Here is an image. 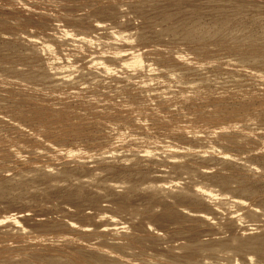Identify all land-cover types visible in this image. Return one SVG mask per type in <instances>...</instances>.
Instances as JSON below:
<instances>
[{"label":"rangeland","instance_id":"rangeland-1","mask_svg":"<svg viewBox=\"0 0 264 264\" xmlns=\"http://www.w3.org/2000/svg\"><path fill=\"white\" fill-rule=\"evenodd\" d=\"M77 29L94 35L76 44L65 33ZM124 44L140 51L141 67L117 62ZM96 55L116 70L91 67ZM165 139L183 156L169 158ZM191 185L226 189L249 210L215 207L214 223V207ZM202 209L208 218L195 217ZM7 212L15 214L0 221V264H264V0H0ZM97 213L123 225L99 227Z\"/></svg>","mask_w":264,"mask_h":264},{"label":"bare ground","instance_id":"bare-ground-1","mask_svg":"<svg viewBox=\"0 0 264 264\" xmlns=\"http://www.w3.org/2000/svg\"><path fill=\"white\" fill-rule=\"evenodd\" d=\"M190 1V0H189ZM236 1V0H235ZM186 3V2H185ZM193 3V2H192ZM209 3V2H208ZM221 3V2H220ZM245 3V2H244ZM200 4V3H199ZM216 4V3H215ZM232 4V3H231ZM163 5V4H162ZM205 5V4H204ZM213 5V4H212ZM219 5V4H218ZM221 5V4H220ZM224 5V4H223ZM239 5V4H238ZM166 6V5H165ZM201 6V5H200ZM208 6V5H207ZM226 6V5H225ZM229 6V5H228ZM167 7V6H166ZM195 7V6H194ZM217 7V6H216ZM236 7V6H235ZM249 7V6H248ZM164 8V7H163ZM193 8V7H192ZM204 8V7H203ZM223 8V7H222ZM226 8V7H225ZM158 9V8H157ZM162 9V8H161ZM237 9V8H236ZM173 10V9H172ZM189 10V9H188ZM241 10V9H240ZM109 11V10H108ZM133 11V10H132ZM135 11H137V10H135ZM151 11V10H150ZM155 11V10H154ZM162 11V10H161ZM206 11V10H205ZM209 11V10H208ZM112 12V11H111ZM115 12V11H114ZM235 12V11H234ZM240 12V11H239ZM95 13V12H94ZM107 13V12H106ZM134 13V12H133ZM166 13V12H165ZM193 13V12H192ZM218 13V12H217ZM216 13V14H217ZM237 13V12H236ZM104 14V13H103ZM109 14V13H108ZM160 14V13H159ZM99 15V14H98ZM95 16V15H94ZM141 16V15H140ZM164 16V15H163ZM219 16V15H218ZM217 16V17H218ZM231 16V15H230ZM110 18V17H109ZM113 18H114V16H113ZM173 18V17H172ZM188 18V17H187ZM97 19V18H96ZM100 19H102V17L100 18ZM149 19V18H148ZM197 19V18H196ZM81 20V19H80ZM92 20V19H91ZM105 20V19H104ZM104 20H102V22L104 21ZM108 20V19H107ZM191 20V19H190ZM216 20V19H215ZM83 21H84V19H83ZM89 21V20H88ZM93 21V20H92ZM97 21V20H96ZM100 21V22H99ZM98 22H94L95 23V26L96 27H100L101 28V26L103 27V25H102V22H101V20H99ZM147 22H148V20H146ZM172 21V20H171ZM83 23V22H82ZM88 23V22H87ZM104 23V22H103ZM106 23V22H105ZM140 23V22H139ZM87 25V24H86ZM94 25V24H93ZM92 25V26H93ZM120 25V24H119ZM145 25V24H144ZM143 25V26H144ZM91 26V27H92ZM111 26V25H110ZM108 27V29L109 28H111V27ZM141 26V25H140ZM74 27H76V26H74ZM96 27H94L93 29H96ZM87 28V27H86ZM90 28V27H89ZM79 29H81V28H79ZM93 29H91V30H93ZM106 29V28H105ZM108 29H107V32H108ZM114 29V28H113ZM117 29V28H116ZM124 29V28H123ZM145 29V28H144ZM63 30V29H62ZM72 30V29H71ZM70 30V31H71ZM78 30V29H77ZM110 31H111V29H109ZM115 30V29H114ZM118 30V29H117ZM132 30V29H131ZM149 30V29H148ZM188 30V29H187ZM69 30H67V32L65 33L66 35H67V33H71L70 35L72 36V39L74 40V41H76V44H77V42H83V40H85L87 37H88V35L89 34H91V32L87 35L86 33H88V32H86V33H81L79 30V32H70ZM73 31H75V29L73 30ZM88 31V30H87ZM89 31H90V29H89ZM95 31V30H94ZM61 32V31H60ZM85 32V31H84ZM106 32V31H105ZM143 32V31H142ZM28 33V32H27ZM62 33V32H61ZM132 33V32H131ZM64 34V33H63ZM109 34H111L112 35V39H113V37H115V38H117V37H120L121 39L123 38V43L124 42H127L126 41V39H129L130 38V36H127L128 34H127V31L125 32L124 30L122 31V29L121 30H118V31H111ZM143 34V33H142ZM155 34V33H154ZM31 35V34H30ZM94 34L92 33V35L90 36V38L93 36ZM107 35V34H106ZM28 36V35H27ZM34 36V35H33ZM69 36V35H68ZM97 36H98V34H97ZM105 36V35H104ZM108 36V35H107ZM152 36V35H151ZM30 37V36H29ZM31 37H32V35H31ZM47 37V36H46ZM64 37V36H63ZM96 37V36H95ZM99 37V36H98ZM103 37V36H102ZM101 37V38H102ZM110 37V36H109ZM128 37V38H127ZM185 37V36H184ZM65 38H66V36H65ZM89 38V37H88ZM89 38V39H90ZM94 38V37H93ZM97 38V37H96ZM105 39H106V37H104ZM111 38H109L110 40H111ZM69 39H71V38H69ZM100 39V38H99ZM98 39V41H100ZM105 39L103 40V41H105ZM30 40V39H29ZM33 40H34V38H33ZM46 40V39H45ZM96 40V39H95ZM110 40H107V41H110ZM117 40V39H116ZM116 40H114V42L116 41ZM143 40H144V38H143ZM47 41V40H46ZM58 41V40H57ZM91 42H93L92 40H90ZM98 41H96L97 43H98ZM113 41V40H112ZM129 41V40H128ZM45 42V41H44ZM48 42V41H47ZM50 42V41H49ZM68 42H69V40H68ZM88 42V41H87ZM106 42V41H105ZM113 42V43H114ZM117 43H118V40L116 41ZM115 42V43H116ZM139 42V41H138ZM42 43H43V41H42ZM66 43V42H65ZM109 43V42H108ZM113 43H112V45H113ZM117 43H116V45H115V47L117 46ZM127 43H129V42H127ZM75 44V43H74ZM75 44V45H76ZM81 44V43H80ZM83 44H85V41H84V43ZM86 44H88V43H86ZM95 44V43H94ZM111 44V43H110ZM122 44V43H121ZM121 44H118V49L117 50H119V45H121ZM88 45H90V43L88 44ZM105 45V47H106V44H104ZM104 45H102L103 46V49H104ZM108 45V44H107ZM123 45V44H122ZM137 45V44H136ZM48 46V45H47ZM86 46V45H85ZM129 46H131L130 44H129ZM78 47H80V46H78ZM121 47H123V46H121ZM126 47V44H124V48ZM143 47V46H142ZM82 48V47H81ZM124 48H121L123 51H126L127 52V54H125V55H123V56H121V57H118L117 58V62H122V64L123 63H125L126 64V66L128 67V68H130V67H136V66H139V64H140V61H141V53H140V51H138L137 50V48L135 47L134 48V50L136 49L137 50V52H133L132 50H130V48L128 47H126L125 49ZM131 48H133V47H131ZM50 49V48H49ZM68 49V48H67ZM108 49H110V47L108 48ZM140 49V48H139ZM160 49V48H159ZM58 50V49H57ZM72 50V49H71ZM74 50V49H73ZM75 50H76V48H75ZM105 50H107V48L106 49H104V51ZM112 50V49H111ZM110 50V51H111ZM115 50V49H114ZM147 50V49H146ZM150 50V49H149ZM49 51V50H48ZM67 51V50H66ZM96 51V50H95ZM100 51V50H99ZM142 51H143V49H142ZM148 51V50H147ZM68 52V51H67ZM77 52H79V50H77ZM98 52V51H97ZM114 51H112V53H113ZM118 52V51H117ZM116 52V53H117ZM162 52V51H161ZM55 53H57V52H55ZM69 53V52H68ZM73 53V52H72ZM95 53V52H94ZM102 53V52H101ZM109 53V52H108ZM70 54V53H69ZM107 54V53H106ZM114 54V56H116V55H118V54H116L115 55V52L113 53ZM121 54H122V51H121ZM59 55V54H58ZM67 55V54H66ZM76 55V54H75ZM90 55V54H89ZM88 55V56H89ZM100 54H98V56H99ZM109 55V54H108ZM144 55V54H143ZM56 56V55H55ZM77 56V55H76ZM91 56V55H90ZM89 56V57H90ZM97 56V55H96ZM98 56L96 57V58H91V60L89 59V62H87L89 65H91V64H94V63H96V62H98V63H100L101 64V68H100V70L101 69H104L105 71H107L108 70V72L110 73V72H113L114 70L113 69H115L114 68V66H112L113 67V69L112 70H110L112 67L110 66V65H108V64H106L105 62H101V59L100 58H98ZM114 56H109V58L107 57V59H110V57H111V61L113 60V58H114ZM59 57H61V56H59ZM100 57H103V56H100ZM104 57H106L105 55H104ZM181 57V56H180ZM57 59V58H56ZM68 59V58H67ZM75 59V58H74ZM80 59V58H79ZM83 59V58H82ZM106 59V58H105ZM104 59V60H105ZM116 59V57L114 58V60ZM53 60V59H52ZM78 60V59H77ZM76 60V61H77ZM102 60H103V58H102ZM143 60V59H142ZM67 61V60H66ZM79 61V60H78ZM83 61V60H82ZM84 61H86V60H84ZM115 61V62H116ZM53 62V61H52ZM75 62V61H74ZM114 62V63H115ZM113 63V65H117L118 63ZM182 62V61H181ZM66 63H69V62H66ZM143 63V62H142ZM153 63V62H152ZM71 64H72V62H71ZM85 65H86V63H84ZM84 64H83V66H84ZM96 65V64H95ZM242 65V64H241ZM74 66V64L72 65V67ZM97 66V65H96ZM96 66H93V67H96ZM118 66V68H121L120 66H121V64H120V66H119V64L117 65ZM149 66H150V64H149ZM148 66V67H149ZM87 67V69L89 70V66H86ZM89 67V68H88ZM91 67H92V65H91ZM139 67H141V66H139ZM146 67V66H145ZM156 67H158V66H156ZM81 68V67H80ZM98 68V66L96 67V68H94V69H97ZM150 68V67H149ZM153 68V67H152ZM86 69V68H85ZM86 69V70H87ZM92 69V68H91ZM99 69V68H98ZM202 69V68H201ZM100 70H98V72L100 71ZM110 70V71H109ZM116 70V69H115ZM62 71V70H61ZM90 71H93V70H90ZM165 71V70H164ZM48 72V71H47ZM68 72V71H67ZM66 72V73H67ZM87 72V71H86ZM95 72V71H94ZM138 72V71H137ZM55 73V72H54ZM65 73V74H66ZM69 73V72H68ZM103 73V72H102ZM56 74V73H55ZM70 74V73H69ZM59 75V74H58ZM131 75V74H130ZM142 75V74H141ZM57 76V75H56ZM69 76V75H68ZM67 76V77H68ZM59 77V76H58ZM71 77H72V75H71ZM163 77V76H162ZM64 78V77H63ZM69 78V77H68ZM149 79V78H148ZM154 79V78H153ZM150 81V80H149ZM191 88V87H190ZM194 89V88H193ZM197 89V88H196ZM200 90V89H199ZM147 93V92H146ZM161 94V93H160ZM147 103V102H146ZM180 104V103H179ZM255 114V113H254ZM158 116V115H157ZM251 117V116H250ZM209 118V117H208ZM137 119V118H136ZM146 119V118H145ZM203 119V118H202ZM217 119V118H216ZM151 120V119H150ZM185 121V120H184ZM169 122V121H168ZM190 122V121H189ZM187 123V122H186ZM220 124V123H219ZM248 124V123H247ZM188 126V125H187ZM186 126V127H187ZM192 126V125H191ZM185 127V128H186ZM197 127V126H196ZM225 127V126H224ZM248 127V126H247ZM133 128V127H132ZM198 130V129H197ZM210 132V131H209ZM212 132V131H211ZM208 133V132H207ZM204 134V133H203ZM44 135V134H43ZM136 138V137H135ZM153 140V139H152ZM162 140H164V139H162ZM141 141V140H140ZM154 141V140H153ZM167 140L165 139V142H166ZM176 142V141H175ZM160 143V141L158 142V144ZM180 143V142H179ZM44 144V143H43ZM157 144V145H158ZM162 144V143H161ZM11 145V144H10ZM130 145V144H129ZM143 145V144H142ZM147 145V144H146ZM151 145V144H150ZM57 146V145H56ZM140 146V145H139ZM149 146V145H148ZM152 146V145H151ZM153 148L155 147L154 145L152 146ZM158 146H156V148H157ZM160 147H162V148H160V149H163V151L167 154V156H169V158L170 157H173V155L175 154H177L178 152H176V153H173V151L175 150V151H177V149H178V147H180V149H178L179 151H182L183 150V148H182V150H181V146H179V144L177 145V144H175V143H169V142H166V143H163V145L161 146L160 145ZM210 147H212L211 148V150L212 149H214L215 150V147H213L212 145L210 146ZM159 148V147H158ZM186 148H188V147H186ZM45 149V148H44ZM185 149V148H184ZM192 149V148H191ZM210 149V148H209ZM146 150H148V149H146ZM150 150V149H149ZM152 150V149H151ZM148 151L150 154H151V152L152 151ZM158 150V149H157ZM31 151V150H30ZM76 151V150H75ZM75 151H70V153L69 154H76L77 152H75ZM132 151V150H131ZM204 151V150H203ZM228 151V150H227ZM133 152V151H132ZM137 152V151H136ZM140 152V151H139ZM148 152H146L145 151V153H144V150H142V153L143 154H149ZM159 153L161 152L160 150L158 151ZM202 152V151H201ZM218 152H219V150H218ZM107 153V152H106ZM106 153H105V155H106ZM135 153V152H134ZM153 153V152H152ZM155 153V152H154ZM169 153V154H168ZM129 154V153H128ZM133 154V153H132ZM157 154V152L155 153V155ZM196 154V153H195ZM216 154V153H215ZM229 154V153H228ZM139 155H140V153H139ZM152 155H154V154H152ZM161 156H160V158L162 157V155H163V152H161V154H160ZM172 155V156H171ZM174 155V158L176 157ZM182 155V153L179 155V153H178V155H177V157H179V156H181ZM166 156V155H165ZM162 157V158H165V159H167V156L166 157ZM183 156V155H182ZM151 157V156H150ZM155 157V156H154ZM92 158V157H91ZM101 158V157H100ZM104 158V157H103ZM157 158H158V156H157ZM89 159V158H88ZM164 159V160H165ZM159 160H161V159H159ZM163 160V159H162ZM172 159H170V162L172 163V161H174V160H172ZM177 160V159H176ZM133 162V161H132ZM189 164V163H188ZM192 168V167H191ZM201 169V168H200ZM28 171V170H27ZM155 171V170H154ZM180 171V170H179ZM158 172H160V170L158 171ZM157 172V174L155 175L154 173V175L153 176H155V178H153L154 180H156L157 182H159V180L158 179H161V178H164L163 176H165V172L164 173H162V171H161V173L163 174V176H161L162 174L161 173H158ZM168 172V171H167ZM172 173V172H171ZM167 174V173H166ZM200 175V174H199ZM95 176V175H94ZM152 176V177H153ZM160 176V177H159ZM167 176V175H166ZM165 176V177H166ZM171 176V175H170ZM151 177V176H150ZM157 177H159V178H157ZM214 177H216V176H214ZM223 176H221V182L224 180L223 178H222ZM176 178V177H175ZM178 178V177H177ZM219 178V177H218ZM225 178V177H224ZM165 179V178H164ZM169 179V178H168ZM168 179H166V180H168ZM173 179V178H172ZM214 179V178H213ZM217 179V178H216ZM223 179V180H222ZM122 180V179H121ZM162 180L163 179H161L160 181V183H162V187H165L166 188V186L168 185V184H165L164 182H166L165 180H163L164 182H162ZM123 181V180H122ZM156 181H153L154 183L156 182ZM168 181H170V180H168ZM173 181V180H172ZM214 181V180H213ZM217 181V180H216ZM219 181H220V178H219ZM219 181H217V182H219ZM174 182V181H173ZM172 182V183H173ZM201 182V181H200ZM160 183H157L158 185H159V187H161V184ZM167 183V182H166ZM170 183V182H169ZM175 183H176V181H175ZM197 183V182H196ZM216 183V182H215ZM156 184V183H155ZM157 184H156V186H157ZM165 184V185H164ZM198 184V183H197ZM196 184V185H197ZM209 184V183H208ZM221 184V183H220ZM143 185V184H142ZM170 185H172L171 183H170ZM169 185V186H170ZM174 185L176 186V184H174L173 183V187H174ZM178 185V184H177ZM203 185V184H202ZM200 186V187H197V186H192V187H196L197 188V193H196V195H199V196H197V198L198 197H202L205 201H207L208 203H209V205L211 204V206L210 207H214L213 209L211 208H207V209H209V213H211L212 211L211 210H213V212H215V216H217L218 215V213L217 212H219V210L221 209V207L222 206H227V207H229V206H234V205H237V207L239 206V205H241V204H243L244 203V201L239 197V196H237V195H228V193L226 192V194H225V191H226V189H225V191H223V192H221V188L219 189V190H217V189H213L212 187H207L206 185H204V186ZM218 185V184H217ZM222 185V184H221ZM227 185V184H226ZM114 186V185H113ZM107 187V186H106ZM124 187V186H123ZM140 187V186H139ZM150 187V186H149ZM153 187V186H152ZM151 187V188H152ZM158 187V186H157ZM157 187H155V188H157ZM168 187V186H167ZM224 187V186H223ZM165 188H162V190L163 189H165ZM185 188H187V187H185ZM184 187H183V189H185ZM191 188V187H190ZM196 188H193L194 190L196 189ZM128 189V188H127ZM150 189V188H149ZM153 189V188H152ZM151 189V190H152ZM168 189H169V187H168ZM192 189V190H193ZM224 189V188H223ZM147 190V189H146ZM158 190V189H157ZM176 190H177V188H176ZM188 190V189H187ZM154 191V190H153ZM174 191V190H173ZM179 191V190H178ZM184 191V190H183ZM196 191V190H195ZM202 191H204V193L202 192ZM175 192V191H174ZM180 192V191H179ZM200 192H202V193H200ZM244 192V191H243ZM173 193V192H172ZM176 194L178 193V192H175ZM182 192H180V194H181ZM184 193V192H183ZM182 193V194H183ZM174 194V193H173ZM173 194L171 195L172 197L171 198H173ZM181 194V195H182ZM153 195V194H152ZM178 195V198H179V194H177ZM176 195V196H177ZM196 195H194L195 197H196ZM175 196V195H174ZM175 196V197H176ZM155 197V196H154ZM170 197V196H169ZM180 197H185V198H188V195H187V197H186V195L184 194V195H182V196H180ZM153 198V197H152ZM177 198V199H178ZM190 198V197H189ZM149 199H151V198H149ZM177 199H175V200H177ZM184 199V198H183ZM148 200V199H147ZM203 200V201H204ZM202 201V202H203ZM172 202V201H171ZM168 203V202H167ZM193 203V202H192ZM176 204V203H175ZM181 204V203H180ZM202 204V203H201ZM239 204V205H238ZM172 205H174V204H172ZM209 205H207V206H209ZM169 206V205H168ZM249 206V205H248ZM178 207V206H177ZM215 207H220V209H216ZM239 207H241L242 208V205L241 206H239ZM245 207V205L243 206V208L242 209H247V210H249L248 208H247V206H246V208H244ZM110 208H112V207H110ZM180 208V207H179ZM258 208V207H257ZM177 209V208H176ZM190 209V208H189ZM214 209H216L217 210V212H216V210L214 211ZM238 209V208H237ZM259 209V208H258ZM166 210V209H165ZM180 210V209H179ZM194 210V209H193ZM203 211L202 212H200L201 210H198L199 212H197V210H196V212L194 211V213H195V217H196V215H198V216H200V217H198V219L199 218H204V219H206V218H208L207 217V212H205L204 211V209H202ZM227 210V209H226ZM254 210V209H253ZM255 210H256V208H255ZM181 211V210H180ZM211 211V212H210ZM245 211V210H244ZM250 211H252V210H250ZM12 212V211H11ZM104 212V211H103ZM168 212V211H167ZM190 212V211H189ZM211 213V215L210 216H212V214H214V213ZM228 212V214H230L229 212H231L230 210H228L227 211ZM233 212V211H232ZM248 212V211H247ZM255 212V211H254ZM3 213H5V212H3ZM108 213H110V212H108ZM192 214H193V211L191 212ZM190 213V214H191ZM245 213V212H244ZM13 214H15V213H13ZM13 214H11V213H8L7 212V215H4L3 214V216H0V221H2L3 219H9V218H11V217H13ZM114 213H112V214H105V213H97L96 215H98V220H102L101 221V223L99 222V224H97V225H100L99 227H102V225H113V226H115V227H117V226H121V225H123V223L122 222H120L119 220L120 219H116L117 217H114V215H113ZM116 214V213H115ZM145 214V213H144ZM191 214V215H192ZM249 214V213H248ZM95 215V214H94ZM93 215V216H94ZM231 216H233V214H230ZM229 215V216H230ZM235 215H238V214H235ZM251 215H252V213H251ZM254 215V214H253ZM92 216V217H93ZM125 216V215H124ZM179 217V216H178ZM191 217V216H190ZM193 217H194V215H193ZM213 217H214V215L212 216V219L211 220H213ZM94 218H95V216H94ZM215 218V217H214ZM239 218V217H238ZM96 219H97V217H96ZM196 219V218H195ZM202 219H200V221L202 220ZM230 219V218H229ZM236 219V218H235ZM14 220V222H15V219H13ZM192 220V219H191ZM5 221V220H4ZM75 221V220H74ZM203 221V220H202ZM205 221V220H204ZM214 221V220H213ZM13 222V221H12ZM77 222V221H76ZM207 222V221H206ZM230 222V221H229ZM234 222V221H233ZM71 224H72V221L70 222ZM194 223V222H193ZM214 223H215V221H214ZM78 224V223H77ZM77 224H76V227H77ZM149 223H147L146 225H148ZM14 225V224H13ZM73 225H75V224H73ZM210 225V224H209ZM17 226H18V224H17ZM87 226V225H86ZM108 226L106 227V228H108ZM261 226V225H260ZM7 227V226H6ZM74 227V226H73ZM96 227H98V226H95V228ZM123 227V226H122ZM121 227V228H122ZM126 227V226H125ZM125 227H123V228H125ZM135 227V226H134ZM151 227V226H150ZM15 228V227H14ZM84 228V227H83ZM86 228V227H85ZM105 228V229H106ZM128 228V227H127ZM136 228V227H135ZM153 228V227H152ZM152 228H151V230H152ZM88 229V228H87ZM139 229V228H138ZM158 229V228H157ZM157 229L155 230V232H157ZM79 230V229H78ZM77 230V231H78ZM80 230H82V227H80ZM79 230V231H80ZM83 230H85V229H83ZM126 230V229H125ZM135 231H136V229H134ZM148 230V229H147ZM24 231V230H23ZM88 231V230H87ZM99 231H101L100 229H99ZM124 231V230H123ZM138 231V230H137ZM153 231V230H152ZM192 231V230H191ZM250 231V230H249ZM114 232V231H113ZM154 232V231H153ZM172 232V231H171ZM179 232V231H178ZM196 232V231H195ZM199 232V231H198ZM166 233V232H165ZM203 233V232H202ZM260 233H262V232H260ZM156 235H157V233H155ZM159 234H160V231H159ZM237 235V234H236ZM242 235V234H241ZM251 235V234H250ZM254 235V234H253ZM264 235V234H263ZM162 236V235H161ZM187 236V235H186ZM252 236V235H251ZM250 236V237H251ZM262 236V235H261ZM159 237V236H158ZM163 237V236H162ZM165 237V236H164ZM249 237V238H250ZM254 237V236H253ZM129 238V237H128ZM195 238H197V237H195ZM194 238V239H195ZM258 238V237H257ZM188 239V238H187ZM199 239V238H198ZM255 240H256V238H254ZM152 240V239H151ZM154 240V239H153ZM156 240V239H155ZM211 240V239H210ZM258 240H260V239H258ZM192 241V240H191ZM203 241V240H202ZM250 241H252L251 240V238H250ZM85 242V241H84ZM249 242V241H248ZM255 242V241H254ZM251 243V242H250ZM260 245L261 244H263V243H260V241L258 242ZM187 244H189V243H187ZM247 244V243H246ZM252 244V243H251ZM128 245V244H127ZM151 245H153V244H151ZM194 245V244H193ZM196 245V244H195ZM198 245V244H197ZM215 245V244H214ZM243 245V244H242ZM253 245H255V244H253ZM104 246V245H103ZM117 246V245H116ZM130 246V245H129ZM156 246V245H155ZM166 246V245H165ZM201 246H203V243H202V245ZM207 246H210V245H207ZM213 246V245H212ZM216 246V245H215ZM250 246H252V245H250ZM249 246V247H250ZM259 246V245H258ZM115 247V246H114ZM187 247V246H186ZM204 247V246H203ZM246 247V246H245ZM245 247H243V248H245ZM252 247H254V246H252ZM112 248V247H111ZM117 248V247H116ZM121 248H123V247H121ZM125 248V247H124ZM202 248V247H201ZM221 248V247H220ZM237 248V247H236ZM248 248V247H247ZM118 249V248H117ZM146 249V248H145ZM155 249H156V247H155ZM206 249V248H205ZM96 250V249H95ZM94 250V251H95ZM121 250V249H120ZM194 250V249H193ZM201 250V249H200ZM220 250V249H219ZM71 251V250H70ZM119 251V250H118ZM203 251H204V249H203ZM202 251V252H203ZM222 251V250H221ZM257 251H259V250H257ZM121 252V251H120ZM163 252V251H162ZM190 252V251H189ZM201 252V253H202ZM105 253V252H104ZM154 253H156V252H154ZM168 253V252H167ZM174 253V252H173ZM218 253V252H217ZM241 253V252H240ZM256 253H258V252H256ZM263 253V252H262ZM96 254V253H95ZM169 254V253H168ZM253 254V253H252ZM251 254V255H252ZM94 255V254H93ZM121 255H123V254H121ZM178 255V254H177ZM203 255V254H202ZM213 255V254H212ZM219 255H221L220 253H219ZM244 255V254H243ZM258 255V254H257ZM154 256V255H153ZM187 256V255H186ZM241 256V255H240ZM259 256V255H258ZM93 257V256H92ZM97 257H100V256H97ZM96 257V258H97ZM113 257H115V256H113ZM112 257V258H113ZM124 257H125V255H124ZM133 257V256H132ZM193 257V256H192ZM244 257V256H243ZM102 258V257H101ZM107 258V257H106ZM110 258V257H109ZM108 258V259H109ZM119 257H117V258H115V259H117V260H119L118 259ZM169 258H171V257H169ZM173 258V257H172ZM179 258H180V256H179ZM189 258V257H188ZM195 258V257H194ZM124 258H122L121 260H123ZM135 259V258H134ZM167 259V258H166ZM197 259V258H196ZM256 259V258H255ZM96 260V259H95ZM99 260V259H98ZM126 259H124V261H125ZM164 260V259H163ZM169 260V259H168ZM173 260V259H172ZM174 260H176V259H174ZM180 260V259H179ZM259 260V259H258ZM262 260V259H261ZM104 261V260H103ZM181 261V260H180ZM187 261V260H186ZM189 261V260H188ZM187 261V262H188ZM231 261V260H230ZM105 262V261H104ZM121 262V261H120ZM127 262V261H126ZM173 262H175V261H173ZM186 262V263H187ZM192 262V261H191ZM201 262V261H200ZM232 262V261H231ZM107 263V262H106ZM136 263V262H135ZM153 263V262H152ZM155 263V262H154ZM163 263V262H162ZM141 264V263H140ZM156 264V263H155ZM227 264V263H226ZM263 264V263H262Z\"/></svg>","mask_w":264,"mask_h":264}]
</instances>
